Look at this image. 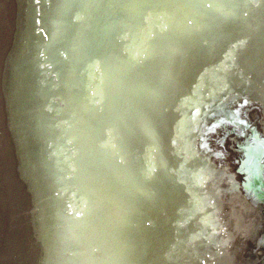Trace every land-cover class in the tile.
<instances>
[{
	"label": "bare ground",
	"instance_id": "1",
	"mask_svg": "<svg viewBox=\"0 0 264 264\" xmlns=\"http://www.w3.org/2000/svg\"><path fill=\"white\" fill-rule=\"evenodd\" d=\"M0 264H264V0H0Z\"/></svg>",
	"mask_w": 264,
	"mask_h": 264
}]
</instances>
